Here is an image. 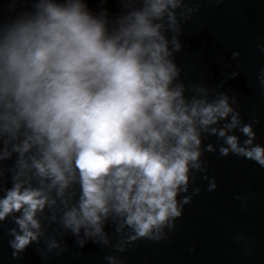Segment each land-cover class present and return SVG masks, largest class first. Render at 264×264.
<instances>
[{
    "label": "clouds",
    "instance_id": "9594fccd",
    "mask_svg": "<svg viewBox=\"0 0 264 264\" xmlns=\"http://www.w3.org/2000/svg\"><path fill=\"white\" fill-rule=\"evenodd\" d=\"M198 11L191 0H0V229L11 261L29 248L60 256L70 238L124 264L118 253L175 231L198 178L217 189L206 154L264 169L257 121L225 81L182 75L183 25ZM231 57L239 67L240 52ZM255 82L264 95V65ZM232 239L251 252L244 234Z\"/></svg>",
    "mask_w": 264,
    "mask_h": 264
},
{
    "label": "water",
    "instance_id": "95a60500",
    "mask_svg": "<svg viewBox=\"0 0 264 264\" xmlns=\"http://www.w3.org/2000/svg\"><path fill=\"white\" fill-rule=\"evenodd\" d=\"M191 2L199 4V11L183 25L184 47L177 54L183 77L211 86L225 81L224 90L236 97L246 121L256 119L258 139L264 142V95L255 82L257 69L264 65V54L255 47L264 43V0ZM233 50L240 52L239 67L231 57ZM232 71L239 75L227 79ZM206 158L217 189L207 191V181L198 178L194 186L201 191L185 206L175 231L159 243L141 240L118 253L124 264H264V169L233 156L217 158L210 153ZM234 195L244 198L246 205ZM236 232L253 242L251 252L233 241ZM6 240L0 229V264H17L10 259ZM109 253L91 242L77 249L68 238L62 255L44 261L29 248L20 264H103Z\"/></svg>",
    "mask_w": 264,
    "mask_h": 264
}]
</instances>
